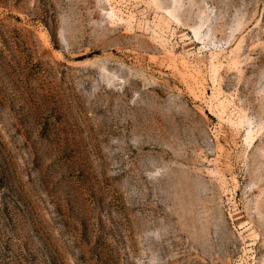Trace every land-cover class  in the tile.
Here are the masks:
<instances>
[{
  "label": "rangeland",
  "instance_id": "374dc122",
  "mask_svg": "<svg viewBox=\"0 0 264 264\" xmlns=\"http://www.w3.org/2000/svg\"><path fill=\"white\" fill-rule=\"evenodd\" d=\"M0 264H264V0H0Z\"/></svg>",
  "mask_w": 264,
  "mask_h": 264
}]
</instances>
